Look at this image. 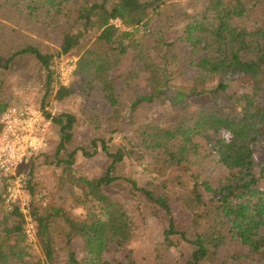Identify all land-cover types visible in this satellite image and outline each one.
<instances>
[{
  "label": "trees",
  "instance_id": "obj_1",
  "mask_svg": "<svg viewBox=\"0 0 264 264\" xmlns=\"http://www.w3.org/2000/svg\"><path fill=\"white\" fill-rule=\"evenodd\" d=\"M13 106L49 132L16 169L24 208L0 171V264H264V0H0V117Z\"/></svg>",
  "mask_w": 264,
  "mask_h": 264
},
{
  "label": "rangeland",
  "instance_id": "obj_2",
  "mask_svg": "<svg viewBox=\"0 0 264 264\" xmlns=\"http://www.w3.org/2000/svg\"><path fill=\"white\" fill-rule=\"evenodd\" d=\"M70 60H74L75 59H68V60H62L59 63V76H60V80L63 83V79H67L68 83L70 81L71 78V74H72V70H73V65L70 62ZM14 81L15 79L10 81V86H9V90L10 93L12 91L14 87ZM65 83V84H66ZM72 102L69 101V98H66L64 100H53L52 102V107H50V110L52 113H57L61 110L67 109L72 107ZM25 111H32L29 108H24ZM39 114V113H38ZM39 116H42L41 114H39ZM32 119H36L38 117L36 116H29ZM41 120H43L42 117H40ZM217 130H220L219 127H216ZM48 132H49V127H48ZM39 139H41L39 141V143L36 145V147L42 143V138L38 136ZM89 168L93 171L96 170L95 164H90ZM132 170L134 172V178L135 181L137 182V186H141V187H147L149 189L152 190V194L157 197L159 199V197L161 195H164L165 192L161 191L160 189H158L157 187H155V185H159V182L161 181V178H159L156 174H147L146 172L148 171L146 169V166L143 165H136L133 164L132 166ZM38 174H37V179L40 180V182L42 183V185L44 184L46 187L51 188V184H52V178L51 175L48 171H44V169H39L38 170ZM215 171H217V169L212 168L210 171V175L214 174ZM16 186V185H14ZM19 187L22 186V183H20L18 185ZM172 193H183L182 192V187H171L169 189ZM111 193H114L118 196H120L123 199H128V200H133L139 203V205L142 207V209L147 210V209H157L160 212L162 211L161 209H159L158 207H156L154 204L149 203L146 201L145 196L142 193H137L138 196L135 197L134 193H132L130 191V188L128 187V185L125 182H117L115 184L112 185V187L108 190ZM19 198H21L22 200L26 201V193L22 190V188H19ZM164 223V218H162L159 222L156 221H150L148 223V231H146L145 229H141V235L138 237V239L136 240V242L134 243L133 247L136 250V252L138 253V251H143V252H147L150 249L149 246V242L151 240V236L154 235V231H156L157 229H159L160 227H162ZM26 229H28V231L26 232V237L28 239V243L33 241V223L30 222L29 220H27V225H26ZM64 235H65V231L61 228H57L56 230L52 231V236L55 239V241L62 243L64 241ZM35 249V247H34Z\"/></svg>",
  "mask_w": 264,
  "mask_h": 264
},
{
  "label": "built area",
  "instance_id": "obj_3",
  "mask_svg": "<svg viewBox=\"0 0 264 264\" xmlns=\"http://www.w3.org/2000/svg\"><path fill=\"white\" fill-rule=\"evenodd\" d=\"M63 84L67 79H63ZM29 116L38 118L32 119ZM35 111L19 110L16 106L9 108L1 117L3 124L0 132V171L11 177V188L7 201H16L24 208L25 200L19 198V187L21 177H18L16 169L25 155L30 154L41 139L48 133V123L41 120ZM16 185V186H14ZM28 231V230H27Z\"/></svg>",
  "mask_w": 264,
  "mask_h": 264
}]
</instances>
